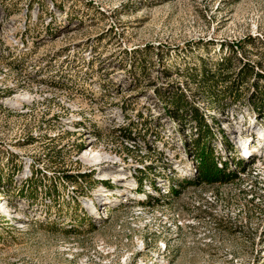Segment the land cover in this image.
I'll list each match as a JSON object with an SVG mask.
<instances>
[{
	"label": "rangeland",
	"instance_id": "rangeland-1",
	"mask_svg": "<svg viewBox=\"0 0 264 264\" xmlns=\"http://www.w3.org/2000/svg\"><path fill=\"white\" fill-rule=\"evenodd\" d=\"M225 59L221 89L253 73L206 100L188 74ZM257 74L264 0H0V264H264ZM180 97L230 183L198 177Z\"/></svg>",
	"mask_w": 264,
	"mask_h": 264
},
{
	"label": "trees",
	"instance_id": "trees-1",
	"mask_svg": "<svg viewBox=\"0 0 264 264\" xmlns=\"http://www.w3.org/2000/svg\"><path fill=\"white\" fill-rule=\"evenodd\" d=\"M230 64V61L225 59V61H222V63L215 64L217 66V70L214 72H212V70H200L198 73L188 74V77L198 80L195 82L196 86L201 91V94L206 100H213V98L219 100V98L225 97L227 95H233V99L235 100L237 99L236 97L239 96V92L234 86L238 85L239 83H243L244 80L253 73V71L249 67H244L239 74L240 81L233 80L229 86V89L228 87L227 89H221L222 87L220 86L224 84V82L226 83L229 81V79L226 78L224 74L228 67L231 68ZM258 77L261 79L264 78L262 75H258ZM258 92H260L259 96L261 101L258 103L257 100L254 103V107H256V109L258 108L264 110V90H259ZM171 103L176 107L174 115H179V117H177L178 120H181L182 122L190 120L195 125L194 129L196 134H194L195 138L191 141V146L193 151L192 155L197 164L196 173L198 177H200L202 181L209 185L214 183L226 184L236 179L237 174H232V171L227 172L228 167L225 163V166L223 169H221L218 167L217 162H215V159L213 158V152L207 147L206 144L208 138L212 136V133L209 131L210 128L208 127V124H206L204 117L199 114L198 109L192 106H189L188 109L187 102H185L183 97H180V99L176 101H171ZM178 111H182L181 113L185 115L178 113ZM184 116H187V118H184ZM126 138L129 137L126 135ZM228 147L232 148L231 146H227V149H229ZM241 171L243 170L240 169L238 173ZM71 179V176L65 177V180L67 181ZM10 228L13 227L11 226Z\"/></svg>",
	"mask_w": 264,
	"mask_h": 264
},
{
	"label": "bare ground",
	"instance_id": "bare-ground-1",
	"mask_svg": "<svg viewBox=\"0 0 264 264\" xmlns=\"http://www.w3.org/2000/svg\"><path fill=\"white\" fill-rule=\"evenodd\" d=\"M87 155H88V157L86 159H88L89 162H91V163H103V162H107V159H108L106 156L101 157V156L93 155V156L89 157L90 154H87ZM109 179H113V180L119 181V182L124 180L123 177H120V176L115 177L114 175H111L109 177ZM5 213H6V207H4L3 205H0V214H5ZM11 219L17 220V218H12V217H11Z\"/></svg>",
	"mask_w": 264,
	"mask_h": 264
},
{
	"label": "built area",
	"instance_id": "built-area-1",
	"mask_svg": "<svg viewBox=\"0 0 264 264\" xmlns=\"http://www.w3.org/2000/svg\"><path fill=\"white\" fill-rule=\"evenodd\" d=\"M4 206V205H3ZM5 207V206H4ZM11 226H13V224L11 225Z\"/></svg>",
	"mask_w": 264,
	"mask_h": 264
}]
</instances>
